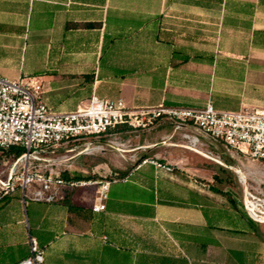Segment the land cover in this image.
I'll return each instance as SVG.
<instances>
[{
	"label": "crops",
	"instance_id": "obj_1",
	"mask_svg": "<svg viewBox=\"0 0 264 264\" xmlns=\"http://www.w3.org/2000/svg\"><path fill=\"white\" fill-rule=\"evenodd\" d=\"M155 8L160 15L173 8L191 10L174 16L198 22L217 17L228 42L226 72L240 74L243 83L256 74L258 87L264 89V0H0V74L11 80L40 78L45 101L58 112L85 105L104 84L119 86L117 98H126L130 107H177L169 99L134 103L129 88L135 92V83L101 77L99 67L95 83L88 86L91 93L80 98L74 97L79 93L77 83L60 81L62 74L82 78L85 59L92 57L98 63L106 48L112 55L122 40L140 32L153 39L155 22L159 25L161 20ZM149 87L154 89L151 80ZM165 126L169 130L128 136L127 142L133 145L134 157L156 149L148 158L173 165L171 174L151 164L137 167L132 161L99 159L90 165L85 157L72 159L69 177L111 183L104 211L92 210L99 189L94 183L70 191L65 201L56 204L25 203L20 193L0 201V264L27 258L30 236L45 250L46 264H234L228 258L219 263L202 257L203 246H220L210 237L216 228L207 224L209 217H203L208 195L199 180L208 174L201 169L200 159L189 154L194 151L181 146L180 134L171 139L173 128L166 121ZM3 165L0 179L5 181ZM140 243L152 248L142 250Z\"/></svg>",
	"mask_w": 264,
	"mask_h": 264
},
{
	"label": "rangeland",
	"instance_id": "obj_2",
	"mask_svg": "<svg viewBox=\"0 0 264 264\" xmlns=\"http://www.w3.org/2000/svg\"><path fill=\"white\" fill-rule=\"evenodd\" d=\"M159 12L160 10L155 8L154 13L159 14ZM178 13L188 15L191 10L185 12L176 8L165 10L163 15L159 14L160 24L155 22L153 39L146 33L140 32L130 40H122L120 49L112 55L106 48L99 57L98 63L92 57L85 59L83 64L86 71L82 78L72 79L69 74H62L63 78L60 81L77 83L76 89L79 93L74 97L80 98L83 93H91L88 86L95 83V72L97 73L99 67L102 72L101 77L106 78L107 75H111L117 77V80L130 79L135 83L137 89L135 92L129 88L134 93V103L169 99L177 103V106L199 107L210 100L222 110L264 108V89L258 87L256 74L251 75L248 82L245 79L243 83L240 74L231 76V73L226 72L225 50L228 42L220 20L215 17L211 22L207 20L203 23L193 19L188 20V17L183 19L174 16ZM165 14L168 16L164 17ZM168 28L170 32H166L165 29ZM163 33H172L173 36ZM185 56L190 57L192 61L183 62ZM193 61L216 64V67L193 63ZM61 71L66 72L64 69ZM122 76L124 77L121 78ZM150 80L154 87L152 90L149 87ZM119 92V86L104 84L97 95L102 97L104 94L108 99H115L120 97ZM127 106L132 111L146 112L159 105L139 109L135 108L136 104ZM153 127L149 132L147 130L138 133L130 128L122 129L117 132L121 137L118 143L123 145L96 144L94 154H82L78 157H85L90 165L99 159L109 163L132 161L131 163L134 164L141 157L154 155L157 150H144L134 157L135 153L130 152L133 145L127 142L129 137L135 138L139 135L145 136L156 131L169 130L164 120L158 121ZM120 132H123L122 136ZM111 138L103 140L107 141ZM207 144L198 151L210 159L197 152H189L191 157L200 159L201 169L208 174L203 175L199 180L208 195L203 200V217L206 220L210 218L206 221L207 224L216 228L210 237L220 245L213 246L216 249L203 246L202 257H210L219 263L225 262L228 258L234 264H264V223L253 219L254 213L262 217L259 219L264 218V161L254 162L244 159L236 153H229L218 143ZM98 146L101 148L97 149ZM59 154L65 156L63 169H68L67 166L75 164V160L69 158L76 157L78 151L69 154L63 151ZM15 159V151H0V163L4 164L6 178L8 177L6 169ZM41 169L46 168L43 165ZM239 172L244 175L246 185L242 182ZM216 176H223V182L217 181ZM213 187L221 189L226 196L216 194L212 190ZM250 219L255 222L254 225L250 224ZM139 247L142 250L152 248L150 244L146 246L145 243H140ZM188 252L190 251H187V256H189ZM189 254L192 255V251Z\"/></svg>",
	"mask_w": 264,
	"mask_h": 264
},
{
	"label": "built area",
	"instance_id": "obj_3",
	"mask_svg": "<svg viewBox=\"0 0 264 264\" xmlns=\"http://www.w3.org/2000/svg\"><path fill=\"white\" fill-rule=\"evenodd\" d=\"M44 94L40 78L11 80L0 74V150L22 151L6 169L7 179H0V201L20 193L25 203L56 204L65 201L70 191L94 183L99 189L92 210L104 211L111 183L67 179L64 174L71 166L63 169L65 156L59 153L92 155L96 144H121L119 127L138 132L163 120L173 128L171 139L179 133L181 146L188 150L199 152L213 142L244 159L264 161V108L222 110L209 100L199 107L161 104L146 112L132 111L123 98L107 99L93 93L85 105L58 112L47 104ZM135 162L137 167L151 164L168 174L175 171L173 165L156 158ZM258 218L262 217L254 213L253 219L258 222ZM28 243L30 255L17 264H46L38 239L30 236Z\"/></svg>",
	"mask_w": 264,
	"mask_h": 264
},
{
	"label": "trees",
	"instance_id": "obj_4",
	"mask_svg": "<svg viewBox=\"0 0 264 264\" xmlns=\"http://www.w3.org/2000/svg\"><path fill=\"white\" fill-rule=\"evenodd\" d=\"M189 61H192L191 60V58L190 57H187V56H185L184 58H183V62H189ZM197 62H199V61H197ZM1 151V150H0ZM12 151H15V154H16V157L17 156H19L20 154H21V150H12ZM64 176L68 179V178H70L68 175H66V173L64 174ZM224 177L222 176V177H218V176H216L215 177V179L217 180V181H220L221 183L223 182V179ZM216 194H220V195H222V196H226V194L225 193H223V191L221 190V189H219V188H214L213 187V189H212ZM6 199V198H5ZM4 199V200H5ZM250 224H252V225H254L255 224V222L252 220V219H250Z\"/></svg>",
	"mask_w": 264,
	"mask_h": 264
},
{
	"label": "bare ground",
	"instance_id": "obj_5",
	"mask_svg": "<svg viewBox=\"0 0 264 264\" xmlns=\"http://www.w3.org/2000/svg\"><path fill=\"white\" fill-rule=\"evenodd\" d=\"M197 153L204 155L207 159H210V157H208L207 155H205V154L202 153V152H197ZM239 173H240V175H241L242 182L245 183V185H246V179L244 178V175H243L241 172H239ZM258 221H259L260 223H264V218H263V219H259V218H258Z\"/></svg>",
	"mask_w": 264,
	"mask_h": 264
}]
</instances>
